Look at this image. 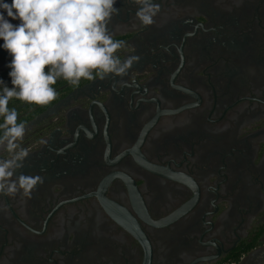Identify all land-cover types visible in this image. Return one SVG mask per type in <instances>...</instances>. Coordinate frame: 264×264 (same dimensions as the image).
<instances>
[{"label":"flooded vegetation","instance_id":"af4514ba","mask_svg":"<svg viewBox=\"0 0 264 264\" xmlns=\"http://www.w3.org/2000/svg\"><path fill=\"white\" fill-rule=\"evenodd\" d=\"M151 3L150 25L114 5L125 74L9 103L25 131L0 160L42 179L0 191V264H264V0Z\"/></svg>","mask_w":264,"mask_h":264},{"label":"clouds","instance_id":"9594fccd","mask_svg":"<svg viewBox=\"0 0 264 264\" xmlns=\"http://www.w3.org/2000/svg\"><path fill=\"white\" fill-rule=\"evenodd\" d=\"M141 5L136 15L144 25L153 23L158 6L151 0H135ZM116 0H12L11 4L0 0V9L12 20L13 25L0 12V39L2 47L12 56L8 67L11 69L12 87L2 80L0 91V117L4 129L0 144L7 142V150L14 152L15 143L24 135V125L17 123V112L9 109L13 98L45 105L56 99L53 87L62 78L72 85L81 79H103L114 73L123 75L138 59L132 56L123 63L114 54L122 47L108 31V22L119 9ZM95 73V76H94ZM28 155L26 150L16 152L11 159L0 160V191L6 194L20 188L29 192L40 176L21 174L12 181L14 171L22 167L21 161Z\"/></svg>","mask_w":264,"mask_h":264},{"label":"trees","instance_id":"16d2710c","mask_svg":"<svg viewBox=\"0 0 264 264\" xmlns=\"http://www.w3.org/2000/svg\"><path fill=\"white\" fill-rule=\"evenodd\" d=\"M9 103H14L15 104V103H19V102H14V101L11 100V101H9ZM15 111L17 112V114H19L20 109L16 108ZM2 123H3V117H1V119H0V124H2ZM3 134H4V129L0 128V137H3Z\"/></svg>","mask_w":264,"mask_h":264}]
</instances>
